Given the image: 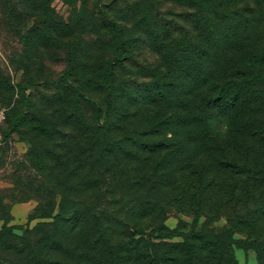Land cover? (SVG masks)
<instances>
[{
  "label": "rangeland",
  "instance_id": "1",
  "mask_svg": "<svg viewBox=\"0 0 264 264\" xmlns=\"http://www.w3.org/2000/svg\"><path fill=\"white\" fill-rule=\"evenodd\" d=\"M255 1L237 0L232 9L245 15L255 12L264 23V2ZM49 5L52 21L47 34L39 27L23 39V31L15 35L12 28L0 23V111L5 115L0 124V264H85L73 260V253L64 248L78 245V254L85 258L93 229L81 225L70 232L67 225L51 224L63 191H86L89 204H97L113 216L120 215L117 211L127 201L125 194L153 193L146 205L151 207L156 201L162 212L155 216L147 212L145 227L162 224L179 231H228L236 264H256L253 244L264 241V216L260 214L264 202L248 198L229 207L223 196L231 187L242 189L245 176L210 171L203 183L214 180L210 189L201 193L198 207L188 196L182 201L173 199L182 190L196 191L195 182L189 184L184 179L193 169L186 152H172L165 146L149 153L143 145L127 143V132L186 112L185 100L170 102L161 93L166 87L182 86L172 70L173 61L183 53L187 41L200 43L203 30L216 20L220 9L205 13L178 0H51ZM97 6L103 7L129 38L128 53L113 70L112 85L130 117L120 129L113 125L109 132L94 136L91 108L73 101L72 94L55 81L72 65V85L104 109L102 67L120 52L98 32L90 13ZM36 19L43 17L24 19V32ZM25 83H34L25 90L31 111L25 123L8 133L11 120L25 110L17 88ZM144 93H151L154 101L144 105L138 98ZM197 94L191 101L195 105H199ZM38 126L45 131L36 132ZM165 136L170 133L159 130L139 141L160 142ZM252 145L253 155L258 153L264 161V143ZM235 157L241 160L240 153ZM167 164H174L165 176L172 178L158 182L156 177ZM228 217L240 219L243 225H230ZM111 232L113 240L122 239L119 230Z\"/></svg>",
  "mask_w": 264,
  "mask_h": 264
},
{
  "label": "trees",
  "instance_id": "2",
  "mask_svg": "<svg viewBox=\"0 0 264 264\" xmlns=\"http://www.w3.org/2000/svg\"><path fill=\"white\" fill-rule=\"evenodd\" d=\"M50 1L0 0V23L12 28L15 35L23 31V39L29 35L31 37L39 27L47 34L52 21ZM178 1L200 8L205 13H209L212 8L220 9L217 21L213 20L203 30L200 43L195 45L187 41L188 45L181 50L183 53L173 61L172 70L181 80L182 86L172 85L164 88L161 93L170 102L185 100L186 112L127 132V143L131 147L143 145L149 153L166 146L172 152L183 150L189 155L190 167L193 169L184 179L189 184L195 182L196 191L189 193L182 190L178 197H173L174 200L182 201L188 196L200 207L201 193L212 186L213 178L211 182L203 183L205 175L210 171L226 170L247 178L242 189L231 187L223 194L229 207L233 202H243L248 198H256L262 203L264 161L258 153L253 155L252 144L264 143L263 18L255 12L245 15L232 9L237 0ZM255 2L261 5L264 0ZM90 13L92 19H95L98 32L104 39H110L120 52L102 67L101 84L106 94L104 109L72 85V65L55 82L60 89L72 94L73 101L85 103L91 108L90 121L94 122L91 134L96 136L109 132L113 125L120 129V125L130 117L128 111L121 107V98L115 95L112 85L113 70L122 63L123 55L128 53L129 38L125 36L123 27L103 7L97 6L95 12ZM29 15L42 16L43 19H36L24 32V19ZM45 82L50 83L49 80ZM32 84L17 85L18 96L25 110L11 120L8 133L28 118L31 101L25 90ZM197 93L199 105L191 103ZM144 94L138 97L144 105L154 101L151 93ZM35 130L42 133L45 131L42 126ZM159 130L169 132L170 136H165L164 141L160 142L143 144L139 141L142 136H151ZM237 153H240L242 161L235 157ZM172 165L162 167V174L156 177L158 182L172 178V175L165 177L169 169L174 168ZM85 192H60L58 211L51 222L54 227L69 226L70 232L81 225L93 229L85 258L78 254V245L64 248L73 253V260H83L85 264H236L232 249L234 242L228 231L214 232L208 228L179 231L177 228L168 229L162 224L145 227L144 216L147 212L151 216L162 212L156 201L152 202L151 207L146 205V202L151 201L153 193L144 196L137 192L125 194L127 201L117 211L120 215L113 216L103 208L98 209L97 204H89L85 200ZM174 196H177L176 193ZM260 214L264 216V209ZM228 219L230 225H243L240 219ZM112 229L120 231L121 240H113ZM174 237L179 240L170 241ZM254 242L256 264H264V241Z\"/></svg>",
  "mask_w": 264,
  "mask_h": 264
},
{
  "label": "built area",
  "instance_id": "3",
  "mask_svg": "<svg viewBox=\"0 0 264 264\" xmlns=\"http://www.w3.org/2000/svg\"><path fill=\"white\" fill-rule=\"evenodd\" d=\"M4 119H5V115L3 111H0V124L3 122Z\"/></svg>",
  "mask_w": 264,
  "mask_h": 264
}]
</instances>
